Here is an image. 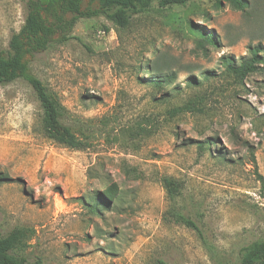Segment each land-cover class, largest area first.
<instances>
[{
  "label": "rangeland",
  "instance_id": "obj_1",
  "mask_svg": "<svg viewBox=\"0 0 264 264\" xmlns=\"http://www.w3.org/2000/svg\"><path fill=\"white\" fill-rule=\"evenodd\" d=\"M22 1L0 0V52L23 25ZM158 1L124 31L81 19L72 40L29 58L62 123L95 136L90 148L46 139L30 87L0 84V234L28 230L27 264H237L264 237V64L241 82L224 64L264 49V0H241V11ZM207 33L214 44L199 46ZM161 77L168 84L152 88ZM164 177L179 186L174 206L200 216L216 259L166 218Z\"/></svg>",
  "mask_w": 264,
  "mask_h": 264
},
{
  "label": "trees",
  "instance_id": "obj_2",
  "mask_svg": "<svg viewBox=\"0 0 264 264\" xmlns=\"http://www.w3.org/2000/svg\"><path fill=\"white\" fill-rule=\"evenodd\" d=\"M155 0H24V22L20 30L13 34L8 45V52H0V84L8 85L17 80H22L32 90L41 111V124L44 137L55 144L74 151H83L90 148L95 141V136L83 132L75 133L62 123L66 115L65 108L57 96L35 76L30 73L28 61L36 54L49 50L53 45H64L73 38L72 30L81 19H91L98 16L105 17L120 31L126 30L133 17L147 13ZM196 0H159L161 9L172 7H185ZM232 8L243 10L241 0H227ZM215 37L212 33L203 35L198 45H213ZM87 51H91L84 46ZM249 56L232 63L226 59V71L236 80L243 81L249 75L258 71L264 64V49L261 46L249 48ZM149 69V68H147ZM167 77L154 80L152 88L161 89ZM191 83V82H190ZM179 108L172 112L173 115L191 111ZM110 122L106 119L101 122V131L110 137ZM100 131V130H99ZM210 145L214 141H210ZM255 165V163H254ZM165 190L166 199L170 208L166 218L174 224L183 226L193 231L211 259L217 258V251L208 242L203 222L200 216L194 219L188 213L177 209L174 202L180 196L179 186L170 178L164 177L161 181ZM104 198L111 202L114 199V190L106 189ZM28 230L13 229L6 235L0 234V264H27V258L22 254V249L29 240ZM237 264H264V237L243 246L238 251Z\"/></svg>",
  "mask_w": 264,
  "mask_h": 264
}]
</instances>
